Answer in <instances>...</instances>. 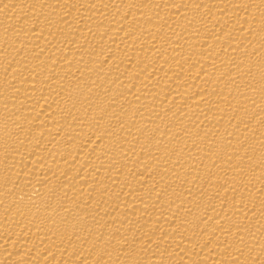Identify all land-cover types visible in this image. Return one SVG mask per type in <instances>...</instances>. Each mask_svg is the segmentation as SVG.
Returning a JSON list of instances; mask_svg holds the SVG:
<instances>
[{"label": "bare ground", "instance_id": "1", "mask_svg": "<svg viewBox=\"0 0 264 264\" xmlns=\"http://www.w3.org/2000/svg\"><path fill=\"white\" fill-rule=\"evenodd\" d=\"M0 264H264V0H0Z\"/></svg>", "mask_w": 264, "mask_h": 264}]
</instances>
